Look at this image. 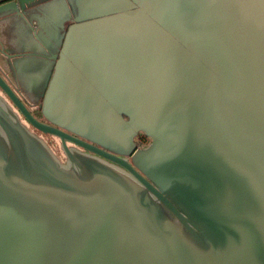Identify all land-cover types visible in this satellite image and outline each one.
Listing matches in <instances>:
<instances>
[{
	"label": "water",
	"instance_id": "obj_1",
	"mask_svg": "<svg viewBox=\"0 0 264 264\" xmlns=\"http://www.w3.org/2000/svg\"><path fill=\"white\" fill-rule=\"evenodd\" d=\"M79 6L47 122L0 74V264H264V0Z\"/></svg>",
	"mask_w": 264,
	"mask_h": 264
},
{
	"label": "rangeland",
	"instance_id": "obj_2",
	"mask_svg": "<svg viewBox=\"0 0 264 264\" xmlns=\"http://www.w3.org/2000/svg\"><path fill=\"white\" fill-rule=\"evenodd\" d=\"M38 1L28 4L33 7L32 13L22 1L24 14H18L14 7L0 10V15L10 19L0 21V74L30 111L41 106L56 62L54 55L80 7L79 0ZM0 94L4 95L1 90ZM42 137L56 150L59 148L60 139L49 134ZM59 155L62 157L60 151Z\"/></svg>",
	"mask_w": 264,
	"mask_h": 264
},
{
	"label": "flooded vegetation",
	"instance_id": "obj_3",
	"mask_svg": "<svg viewBox=\"0 0 264 264\" xmlns=\"http://www.w3.org/2000/svg\"><path fill=\"white\" fill-rule=\"evenodd\" d=\"M9 100V99H8ZM15 108V107H14ZM16 109V108H15ZM32 113L34 114V116L37 118V119H39L40 121H42V122H47V120L43 117V115H42V113H41V109H40V107L38 108V109H35L34 111H32ZM21 118H22V116H21ZM24 118V117H23ZM25 119V118H24ZM24 119H22L24 122H25V120ZM26 123V122H25ZM27 125H29V127H31L32 129H34L40 136H42V134H44V133H42V132H40V131H38L37 129H35L34 127H32L29 123H26ZM50 135V134H49ZM50 136H52V135H50ZM143 136H145V142H146V144H143V145H139V143H138V139L140 138V137H143ZM52 137H54V136H52ZM57 138V137H56ZM59 139V138H58ZM148 143H150V138L149 137H147L144 133H142V132H140L136 137H135V144H136V146L137 147H144V146H146V145H148ZM68 145L69 146H75L74 144H72V143H68ZM51 146V145H50ZM52 147V146H51ZM59 148L56 150L55 148H53L52 147V149L55 151V153L60 157V155H59V151H60V153H61V155H62V157H60L61 159H62V161H65L66 160V157H65V155H64V152H63V150H62V146H61V141L59 140V146H58Z\"/></svg>",
	"mask_w": 264,
	"mask_h": 264
},
{
	"label": "built area",
	"instance_id": "obj_4",
	"mask_svg": "<svg viewBox=\"0 0 264 264\" xmlns=\"http://www.w3.org/2000/svg\"><path fill=\"white\" fill-rule=\"evenodd\" d=\"M145 139H146L145 136L140 137V138L138 139V143H139V145L146 144Z\"/></svg>",
	"mask_w": 264,
	"mask_h": 264
},
{
	"label": "crops",
	"instance_id": "obj_5",
	"mask_svg": "<svg viewBox=\"0 0 264 264\" xmlns=\"http://www.w3.org/2000/svg\"><path fill=\"white\" fill-rule=\"evenodd\" d=\"M31 7H32V6H31ZM5 17H8V16L0 15V19H1L0 21H2L3 19H4V20H7V19L10 20L9 18H5ZM33 24H38V22H33Z\"/></svg>",
	"mask_w": 264,
	"mask_h": 264
},
{
	"label": "trees",
	"instance_id": "obj_6",
	"mask_svg": "<svg viewBox=\"0 0 264 264\" xmlns=\"http://www.w3.org/2000/svg\"><path fill=\"white\" fill-rule=\"evenodd\" d=\"M55 137V136H54ZM57 139H58V137H57ZM149 144V143H148Z\"/></svg>",
	"mask_w": 264,
	"mask_h": 264
}]
</instances>
